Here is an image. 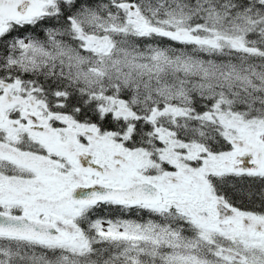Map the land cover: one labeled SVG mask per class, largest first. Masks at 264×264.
<instances>
[{
    "label": "snow or ice",
    "instance_id": "obj_1",
    "mask_svg": "<svg viewBox=\"0 0 264 264\" xmlns=\"http://www.w3.org/2000/svg\"><path fill=\"white\" fill-rule=\"evenodd\" d=\"M0 264H264V0H0Z\"/></svg>",
    "mask_w": 264,
    "mask_h": 264
}]
</instances>
